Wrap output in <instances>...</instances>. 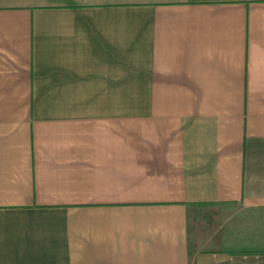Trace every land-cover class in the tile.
<instances>
[{"label": "crops", "instance_id": "1", "mask_svg": "<svg viewBox=\"0 0 264 264\" xmlns=\"http://www.w3.org/2000/svg\"><path fill=\"white\" fill-rule=\"evenodd\" d=\"M260 221L264 0H0V264H264Z\"/></svg>", "mask_w": 264, "mask_h": 264}, {"label": "rangeland", "instance_id": "2", "mask_svg": "<svg viewBox=\"0 0 264 264\" xmlns=\"http://www.w3.org/2000/svg\"><path fill=\"white\" fill-rule=\"evenodd\" d=\"M252 233H260V234H256V235L252 234V236H253V238L258 239V241H261V243H262L263 242L262 240H264V221L257 222V224H255V226L253 224L252 225ZM259 247H262V246H259ZM245 252H249V251H245ZM250 252H252V254H264V248L263 249H258V248L252 249V251H250Z\"/></svg>", "mask_w": 264, "mask_h": 264}]
</instances>
